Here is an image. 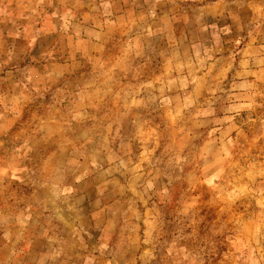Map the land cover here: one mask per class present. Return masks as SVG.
Instances as JSON below:
<instances>
[{"label": "rangeland", "instance_id": "1", "mask_svg": "<svg viewBox=\"0 0 264 264\" xmlns=\"http://www.w3.org/2000/svg\"><path fill=\"white\" fill-rule=\"evenodd\" d=\"M251 36L264 0H0V264H264V86L208 76Z\"/></svg>", "mask_w": 264, "mask_h": 264}, {"label": "crops", "instance_id": "2", "mask_svg": "<svg viewBox=\"0 0 264 264\" xmlns=\"http://www.w3.org/2000/svg\"><path fill=\"white\" fill-rule=\"evenodd\" d=\"M212 4L208 5L212 11L223 5L221 1ZM257 41L251 36L244 47L235 51L232 49L233 40H230L225 45L226 49L218 52L210 61L215 70L209 72L208 76L215 79L221 76L229 86L236 84L247 89L264 86V42Z\"/></svg>", "mask_w": 264, "mask_h": 264}]
</instances>
